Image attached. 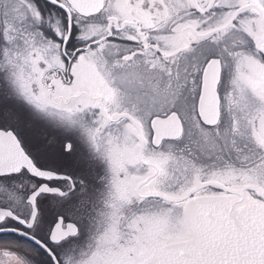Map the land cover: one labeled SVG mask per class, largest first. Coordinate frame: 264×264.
Wrapping results in <instances>:
<instances>
[{
  "label": "snow or ice",
  "instance_id": "6c2138e0",
  "mask_svg": "<svg viewBox=\"0 0 264 264\" xmlns=\"http://www.w3.org/2000/svg\"><path fill=\"white\" fill-rule=\"evenodd\" d=\"M0 264H264V0H0Z\"/></svg>",
  "mask_w": 264,
  "mask_h": 264
},
{
  "label": "flooded vegetation",
  "instance_id": "af4514ba",
  "mask_svg": "<svg viewBox=\"0 0 264 264\" xmlns=\"http://www.w3.org/2000/svg\"><path fill=\"white\" fill-rule=\"evenodd\" d=\"M0 244H2V241H0Z\"/></svg>",
  "mask_w": 264,
  "mask_h": 264
}]
</instances>
